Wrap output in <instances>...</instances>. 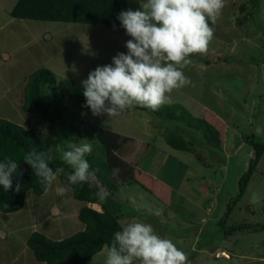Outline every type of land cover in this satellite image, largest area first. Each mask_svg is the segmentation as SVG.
Instances as JSON below:
<instances>
[{
    "label": "rangeland",
    "instance_id": "rangeland-1",
    "mask_svg": "<svg viewBox=\"0 0 264 264\" xmlns=\"http://www.w3.org/2000/svg\"><path fill=\"white\" fill-rule=\"evenodd\" d=\"M16 2L0 0V116L35 128L60 157L70 142H87L92 151L100 149L96 139L100 128L132 136L135 140L125 157L138 164L134 175L139 182L109 185L125 202L122 229L133 219L151 224L186 254L188 264H264V153L235 202L241 192L240 179L250 171L255 157L253 142L264 143V0H258V5L255 0H225L215 25L209 21L214 36L207 52L192 54V63L183 69L192 83L168 94V104H181L194 117L215 116L226 124L223 146L209 145L201 131L183 126L181 133L193 141L196 152L166 142L167 128L175 129L174 122L164 124L162 116L155 118L134 107L117 117L94 116L89 108L80 107L69 85L61 82L73 79L83 86L90 71L111 64L117 53L127 54L125 44L132 38L123 27L22 20L11 15ZM128 6L142 10L140 0H128ZM42 67L58 79L48 88L49 101L63 95L68 107L79 111L86 123L51 125L41 114L22 109L27 79ZM152 148L156 153L148 160ZM59 176L45 194L27 192L24 206L12 212L16 214L0 212V226L5 221L26 225L17 233L9 228L8 238L0 241L9 247L7 251L0 246V252L11 254L12 264H35L32 248L24 243L33 222L41 230L47 228L53 239L83 230L78 215L82 202ZM59 186L66 187L63 196L57 195ZM107 249L87 264H104Z\"/></svg>",
    "mask_w": 264,
    "mask_h": 264
},
{
    "label": "trees",
    "instance_id": "trees-1",
    "mask_svg": "<svg viewBox=\"0 0 264 264\" xmlns=\"http://www.w3.org/2000/svg\"><path fill=\"white\" fill-rule=\"evenodd\" d=\"M255 4L258 5V0H255ZM126 10H129L128 0H17L11 10V15L15 18L31 20L103 24L110 28L121 29L122 26L117 16L121 11ZM57 82L56 74L49 68L42 67L32 72L24 87L22 109L41 114L51 125L58 122L75 125L86 123L85 117L79 111L71 110L68 107L63 95L49 101L48 88H52ZM61 82L69 85V91L71 94L73 93L72 96L79 99L80 107L87 109L82 107L86 104L83 86L73 79H64ZM134 108L145 110L155 118L162 116L164 124L167 121L169 125L174 122L175 129L172 130L170 128L172 126H168L167 129L170 132L165 136L166 142L173 148L196 152L193 141L181 133L183 126L201 131L206 138L204 142L209 145L223 146L225 142L226 124L218 117L209 115L194 117L186 107L177 103H166L155 111L139 106H134ZM176 127L178 128L176 129ZM96 139L101 148L92 151L86 157L90 170L94 172L96 178L92 176L87 182L70 186H72L77 199L97 203L101 206V210L87 204L82 206L79 217L86 224L85 228L62 239H53L40 231H34L29 236L27 243L33 249L36 258L43 261L44 264H87L105 246L110 247L114 234L122 230L120 221L124 216L122 209L125 202L116 197L109 185L121 186L139 182L134 175L138 171V164L135 165L127 161L125 157L129 145L135 139L107 128H100L96 133ZM146 144L150 145V143ZM253 145L256 149V156L251 160L250 171L240 179L241 192L235 198V202L244 194L255 163L264 153V143L254 141ZM31 148L43 151L47 156H50L49 166L54 171L57 168H63L64 172L59 174L60 179L63 183L68 184L65 173L71 171L70 167L50 149L41 134L33 127H26L0 116V161L7 158L18 163L13 189L6 192L3 186H0L1 212L20 210L25 204L26 195L30 189L37 194L45 192L34 170L31 169L30 174L23 175L20 169V165L26 164L24 156ZM155 153L156 150L152 148L151 157L148 160H152ZM117 168L119 173L114 175L113 169ZM145 169L148 170L146 167ZM17 180L21 184L19 192L15 191ZM100 186L109 192L103 202L95 196ZM143 186L150 189L147 184H143ZM229 213L230 210L227 216ZM235 227L232 226V230Z\"/></svg>",
    "mask_w": 264,
    "mask_h": 264
},
{
    "label": "clouds",
    "instance_id": "clouds-1",
    "mask_svg": "<svg viewBox=\"0 0 264 264\" xmlns=\"http://www.w3.org/2000/svg\"><path fill=\"white\" fill-rule=\"evenodd\" d=\"M225 0H140L142 10L121 11L117 19L129 39L127 54L120 52L112 63L97 66L82 81L86 104L94 116L107 114L117 117L134 106L158 110L170 101L173 90L190 85L183 69L192 63L189 57L206 53L214 36L212 25L217 22ZM260 134L261 129L256 128ZM61 159L70 167L65 173L69 185L87 182L94 175L85 159L92 152L91 143H68ZM50 156L31 148L24 156V163L35 171L45 191L64 172L49 166ZM18 170L16 161H0V186L4 191L13 189ZM119 169H113L118 175ZM21 190L19 180L15 191ZM63 196L66 187L56 188ZM109 192L100 186L95 196L105 201ZM7 207V205H5ZM188 264L186 254L172 240L162 238L151 224L133 219L122 231H117L107 249L104 264Z\"/></svg>",
    "mask_w": 264,
    "mask_h": 264
},
{
    "label": "crops",
    "instance_id": "crops-1",
    "mask_svg": "<svg viewBox=\"0 0 264 264\" xmlns=\"http://www.w3.org/2000/svg\"><path fill=\"white\" fill-rule=\"evenodd\" d=\"M22 20H24L23 18H22ZM5 51V50H4ZM4 54H5V56H7V52H4ZM60 177V176H59ZM65 184V183H64ZM68 185V184H67ZM30 191H34V190H32V189H30V190H28V192H30ZM35 192V191H34ZM46 192V191H45ZM45 192L44 193H42V194H45ZM36 193V192H35ZM28 194V193H27ZM73 194H74V192H73ZM75 197V196H74ZM76 198V197H75ZM77 199V198H76ZM78 200H80V199H78ZM81 202H82V204H81V206H80V208L82 207V206H84V205H90V206H92V207H94V208H96V209H98V210H101V206L99 205V204H97V203H91V202H86V201H83V200H80ZM79 209V208H78ZM80 211V210H79ZM1 212V211H0ZM16 212V211H15ZM17 213V212H16ZM16 213H12V212H1V214L2 215H4V216H6V215H12V214H16ZM77 213H78V211H77ZM50 214H51V212H50ZM8 215V216H9ZM78 215H79V213H78ZM80 218V217H79ZM252 223V222H251ZM254 223V222H253ZM32 224V225H31ZM30 224V228H32L33 227V229H32V231L30 232V234H26V237H25V239H24V243H27V240H28V238H29V236L31 235V233L33 232V230H37V231H41L42 233H44V234H46L47 236L49 235L48 233H49V231L47 230V228H45V229H43L42 228V230L40 229V227L39 226H37L36 227V223H31ZM83 225L81 226V229H84L85 228V226H86V224L83 222L82 223ZM9 225H11V226H9ZM26 225H24V224H22V223H12V224H8V222L7 221H5L3 224H1V226H0V241H2V240H5V239H7L8 238V236H9V232L8 231H10V229H11V231H12V233H17V232H15L16 230L18 231V229L19 228H24ZM10 228V229H9ZM21 228V229H22ZM29 228V229H30ZM5 229H7V230H5ZM81 231V230H80ZM122 231V230H121ZM50 237V236H49ZM62 238H64V236L62 237H57L56 239H62ZM0 246H2V249H1V247H0V249L1 250H9L8 248L9 247H6V246H4V243H0ZM26 246H28V243L27 244H25V247ZM29 247V246H28ZM28 247H26V248H28ZM106 249V246L100 251V252H98L97 253V255L99 254V253H101V252H103L104 250ZM32 252H33V255L35 256V254H34V251H33V249H32ZM29 254V253H28ZM96 255V254H95ZM11 254H5V255H3L1 252H0V260H1V262H0V264H12L11 263V261H13V259H11ZM10 257V258H9ZM94 257V256H93ZM231 258V257H230ZM262 259H263V257H261ZM10 259V260H9ZM36 259V260H35ZM35 264H44V262L43 261H40V260H38L37 258H36V256H35ZM92 259V258H91Z\"/></svg>",
    "mask_w": 264,
    "mask_h": 264
},
{
    "label": "water",
    "instance_id": "water-1",
    "mask_svg": "<svg viewBox=\"0 0 264 264\" xmlns=\"http://www.w3.org/2000/svg\"><path fill=\"white\" fill-rule=\"evenodd\" d=\"M255 156H256V153H255ZM20 169H21L23 175H27V174L31 173V168L27 164L20 165Z\"/></svg>",
    "mask_w": 264,
    "mask_h": 264
}]
</instances>
